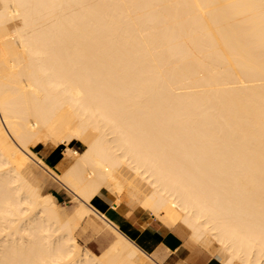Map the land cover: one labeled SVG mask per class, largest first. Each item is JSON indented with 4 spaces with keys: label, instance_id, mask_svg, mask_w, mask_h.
<instances>
[{
    "label": "bare ground",
    "instance_id": "6f19581e",
    "mask_svg": "<svg viewBox=\"0 0 264 264\" xmlns=\"http://www.w3.org/2000/svg\"><path fill=\"white\" fill-rule=\"evenodd\" d=\"M104 190L211 264H264V0H0V264L158 263Z\"/></svg>",
    "mask_w": 264,
    "mask_h": 264
},
{
    "label": "crops",
    "instance_id": "0c3cea01",
    "mask_svg": "<svg viewBox=\"0 0 264 264\" xmlns=\"http://www.w3.org/2000/svg\"><path fill=\"white\" fill-rule=\"evenodd\" d=\"M39 152L40 150L36 149V153ZM43 157V160L48 165L56 160V154L52 151ZM93 203L96 209L102 212L109 220L113 221L120 228L130 232L133 240L145 252L155 254L157 257L155 259L158 262L156 264H159V262L160 264L212 263V257L206 250L189 242V231L183 224L164 222L155 217L146 207L138 206L132 208L126 202L114 205V197L108 192L102 191L97 194L93 199ZM143 212H145V216H143ZM141 227L144 229H141ZM97 234H100L101 243L106 242L102 248L104 249L112 237L106 233Z\"/></svg>",
    "mask_w": 264,
    "mask_h": 264
},
{
    "label": "rangeland",
    "instance_id": "374dc122",
    "mask_svg": "<svg viewBox=\"0 0 264 264\" xmlns=\"http://www.w3.org/2000/svg\"><path fill=\"white\" fill-rule=\"evenodd\" d=\"M64 145L59 146L58 148H53L50 147L48 148V145H43L40 143H37L35 145H30V148L36 153V149L40 150L39 153H36L39 157H41L42 159H44L43 156H46L49 152H55L54 154H56V160H54L52 163H49L50 167H52L54 170H56L57 172H59V170L57 169L56 165L60 162V160L63 157V148ZM72 147H74L75 149H79L81 148L80 143L77 141H73L72 143ZM58 162V163H57ZM56 164V165H55ZM44 191L46 192H51L52 194H54L57 198V201L64 207V209H66L67 211H70L73 209L74 207V203L71 201V194L65 190V188H63L60 184H58L57 182L53 181L50 185L46 186V188L44 189ZM105 193H107V191H103ZM93 233V234H92ZM99 233H106V234H110L111 237H113V235L111 234V232L108 229H104ZM78 241L81 245H87L90 249H92V251H94L95 253H99L102 248L104 247L105 243H101V237L100 234H97L95 232H93V229L90 228L84 232H79L78 233Z\"/></svg>",
    "mask_w": 264,
    "mask_h": 264
}]
</instances>
